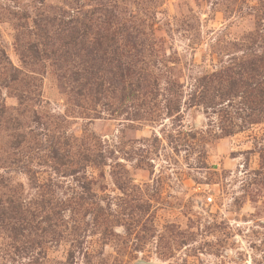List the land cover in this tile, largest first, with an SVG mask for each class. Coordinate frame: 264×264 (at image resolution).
<instances>
[{
	"label": "rangeland",
	"instance_id": "rangeland-1",
	"mask_svg": "<svg viewBox=\"0 0 264 264\" xmlns=\"http://www.w3.org/2000/svg\"><path fill=\"white\" fill-rule=\"evenodd\" d=\"M263 11L0 0V264H264Z\"/></svg>",
	"mask_w": 264,
	"mask_h": 264
},
{
	"label": "trees",
	"instance_id": "trees-1",
	"mask_svg": "<svg viewBox=\"0 0 264 264\" xmlns=\"http://www.w3.org/2000/svg\"><path fill=\"white\" fill-rule=\"evenodd\" d=\"M96 11L99 12V19L103 24V26H101V29L98 31V34H101L103 32L102 36L101 38L98 37V39L96 40V44L100 46L105 44L104 47H106L107 45H109L110 41L113 42L112 37L109 35V31L112 30V27L114 26H111V24H113L114 22L113 17L115 15V7H104L102 9L94 10V12ZM43 15V13H38L36 16ZM55 18H58L60 23L63 24H69L71 22H65L64 16ZM83 27L85 28V30L91 29L90 24H84ZM74 28L75 27H72V29ZM111 46H113V44ZM227 86H231L232 88L241 90L243 94H247L248 92H250L254 97L258 98L264 104V53L254 60L251 59L249 61H242V63H239V65H237V70L235 72H232V77L230 78V82L227 83Z\"/></svg>",
	"mask_w": 264,
	"mask_h": 264
}]
</instances>
